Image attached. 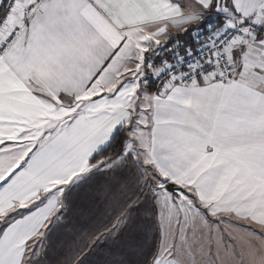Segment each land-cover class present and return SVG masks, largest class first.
<instances>
[{"label": "snow or ice", "instance_id": "obj_1", "mask_svg": "<svg viewBox=\"0 0 264 264\" xmlns=\"http://www.w3.org/2000/svg\"><path fill=\"white\" fill-rule=\"evenodd\" d=\"M0 264H264V0H0Z\"/></svg>", "mask_w": 264, "mask_h": 264}, {"label": "crops", "instance_id": "obj_2", "mask_svg": "<svg viewBox=\"0 0 264 264\" xmlns=\"http://www.w3.org/2000/svg\"><path fill=\"white\" fill-rule=\"evenodd\" d=\"M86 211V209H84Z\"/></svg>", "mask_w": 264, "mask_h": 264}]
</instances>
